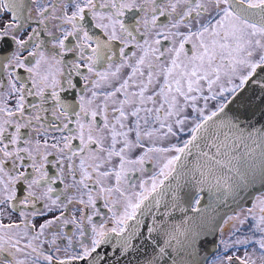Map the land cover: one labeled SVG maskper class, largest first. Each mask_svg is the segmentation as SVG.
<instances>
[{"label":"snow or ice","instance_id":"6c2138e0","mask_svg":"<svg viewBox=\"0 0 264 264\" xmlns=\"http://www.w3.org/2000/svg\"><path fill=\"white\" fill-rule=\"evenodd\" d=\"M257 180L264 0H0V264H264Z\"/></svg>","mask_w":264,"mask_h":264},{"label":"water","instance_id":"95a60500","mask_svg":"<svg viewBox=\"0 0 264 264\" xmlns=\"http://www.w3.org/2000/svg\"><path fill=\"white\" fill-rule=\"evenodd\" d=\"M263 191H264V185H261V183L257 180L254 185H250L249 188L245 190V192L243 193L241 198L238 199L237 202H235V203L229 202L228 207H222L219 210L220 215H223L224 213H228L229 215H231V214H233V212H237L238 210H240L242 208L250 206L251 203L253 202V200L255 199V197ZM211 214H212V212H211V210H209V215H211ZM183 215H185V214H182L179 211H177L175 213V222L179 223L180 219L182 218ZM186 215L187 216H195L196 214L189 211ZM196 223H199V221H197ZM218 234L219 233H216L215 236H209L208 237L209 243L207 245H205L203 248H201L199 250L197 256L194 258L197 261V264H204L206 262V260L212 254H214L216 247H217ZM212 240H215L216 243L213 244L211 242ZM149 254H150V250H149ZM135 259L136 258L134 256L133 261H135ZM141 259H143V256H141Z\"/></svg>","mask_w":264,"mask_h":264},{"label":"flooded vegetation","instance_id":"af4514ba","mask_svg":"<svg viewBox=\"0 0 264 264\" xmlns=\"http://www.w3.org/2000/svg\"><path fill=\"white\" fill-rule=\"evenodd\" d=\"M161 19H163V18H161ZM52 171H54V169L52 170ZM56 187H58V188H60V189H62L63 188V185H55ZM258 196H264V191L263 192H261L260 194H258L256 197H258ZM255 197V198H256ZM255 202V199L253 200V202L251 203V205L253 204ZM250 205V206H251ZM250 206H247V207H245V208H242V209H240V210H238L236 213H240L241 215H243L245 212H246V210H247V208L248 207H250ZM227 229H226V231H225V233L223 234L224 236H226L227 235ZM222 238V235L219 233L218 234V240H217V247H216V250H215V252H214V254H212L207 260H206V262L204 263V264H211V261H212V259H213V257L216 255V253L218 252V251H220V247H219V244H218V242H219V240Z\"/></svg>","mask_w":264,"mask_h":264}]
</instances>
